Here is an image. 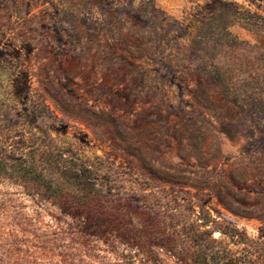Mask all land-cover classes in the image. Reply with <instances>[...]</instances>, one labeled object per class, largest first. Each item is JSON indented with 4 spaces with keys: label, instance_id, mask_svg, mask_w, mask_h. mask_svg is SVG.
<instances>
[{
    "label": "rangeland",
    "instance_id": "rangeland-1",
    "mask_svg": "<svg viewBox=\"0 0 264 264\" xmlns=\"http://www.w3.org/2000/svg\"><path fill=\"white\" fill-rule=\"evenodd\" d=\"M199 253L264 264V0H0V264Z\"/></svg>",
    "mask_w": 264,
    "mask_h": 264
},
{
    "label": "trees",
    "instance_id": "trees-1",
    "mask_svg": "<svg viewBox=\"0 0 264 264\" xmlns=\"http://www.w3.org/2000/svg\"><path fill=\"white\" fill-rule=\"evenodd\" d=\"M67 199L75 204L76 206L80 207V208H87L89 206L94 205V203H97L98 198L97 197H90L87 199H84L82 196L80 195H76V194H71L69 193L67 195ZM99 215H101L103 218H111L114 217V214L108 211H103V212H98ZM145 224V223H144ZM145 234L150 237V232L145 230ZM170 245V247H172L173 249V244H171V242L168 244V246ZM231 254V253H230ZM196 259H193L192 262H187L188 264H238L237 262V257L230 255L227 256L226 258L222 259V260H215L214 258H209L207 255H204L203 253H199L195 256Z\"/></svg>",
    "mask_w": 264,
    "mask_h": 264
}]
</instances>
